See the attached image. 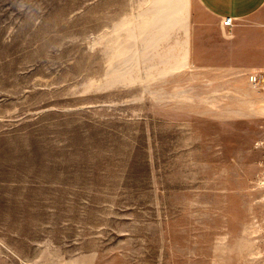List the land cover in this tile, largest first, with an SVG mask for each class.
<instances>
[{
    "label": "rangeland",
    "instance_id": "obj_1",
    "mask_svg": "<svg viewBox=\"0 0 264 264\" xmlns=\"http://www.w3.org/2000/svg\"><path fill=\"white\" fill-rule=\"evenodd\" d=\"M224 27L199 0H0V264H264V82Z\"/></svg>",
    "mask_w": 264,
    "mask_h": 264
},
{
    "label": "crops",
    "instance_id": "obj_2",
    "mask_svg": "<svg viewBox=\"0 0 264 264\" xmlns=\"http://www.w3.org/2000/svg\"><path fill=\"white\" fill-rule=\"evenodd\" d=\"M199 1L218 21L233 19L231 27H224L225 38L217 51L219 60L226 61V67L264 73V0Z\"/></svg>",
    "mask_w": 264,
    "mask_h": 264
},
{
    "label": "built area",
    "instance_id": "obj_3",
    "mask_svg": "<svg viewBox=\"0 0 264 264\" xmlns=\"http://www.w3.org/2000/svg\"><path fill=\"white\" fill-rule=\"evenodd\" d=\"M223 25L225 27H231L233 25V19L231 17H227L225 19H223ZM250 81L252 83H259L260 81H264V73L259 74V73H253L250 76Z\"/></svg>",
    "mask_w": 264,
    "mask_h": 264
}]
</instances>
